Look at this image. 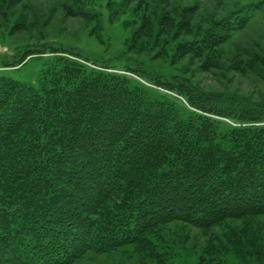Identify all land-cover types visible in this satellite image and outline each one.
Returning <instances> with one entry per match:
<instances>
[{
    "label": "trees",
    "instance_id": "16d2710c",
    "mask_svg": "<svg viewBox=\"0 0 264 264\" xmlns=\"http://www.w3.org/2000/svg\"><path fill=\"white\" fill-rule=\"evenodd\" d=\"M54 1L71 17L99 16L94 0ZM170 5L142 14L124 70L90 67L78 49L49 43L23 53L53 56L37 87L0 76V264H77L129 249L171 264L165 231L176 223L227 232L228 245H207L204 255L231 248L264 264V100L205 91L184 71L165 75L129 56L155 50L150 60L170 69L187 56L219 68L218 47L252 24L264 0L204 16L202 36L178 44L194 9ZM252 51L264 62V51ZM244 67L264 81L258 64Z\"/></svg>",
    "mask_w": 264,
    "mask_h": 264
},
{
    "label": "rangeland",
    "instance_id": "374dc122",
    "mask_svg": "<svg viewBox=\"0 0 264 264\" xmlns=\"http://www.w3.org/2000/svg\"><path fill=\"white\" fill-rule=\"evenodd\" d=\"M94 1L93 7L99 12L97 19L71 17L62 9L61 4L54 0H0V76L37 87L43 70L48 67L49 59L53 56L41 55L26 59L23 53L28 47L44 48V45L49 43L78 49L82 54L78 61L90 67H95L92 62L99 65L109 62L116 69L124 70L127 60L126 57L121 58V55L131 44L132 35L139 28V20L141 21L145 11L158 16L160 7H164L166 3H171L172 7L193 8L194 12L190 15L195 19L194 25H181L174 43L178 44L184 38L189 40L188 36L193 39L202 36L199 31L210 26L204 16L220 18L249 0H141L143 3L140 6L133 0L127 6L123 0ZM108 4H111L109 8ZM168 11L173 13L172 10ZM201 12L205 14L202 15ZM126 22L128 25L124 27L123 23ZM184 34L186 36H183ZM244 44L251 48V51L245 50ZM254 48L264 51V11L258 13L252 24L229 42L221 43L217 49V55L220 56L219 68L203 69L202 60L187 56L177 63L174 69H170L163 60H150L148 56L152 57L156 53L155 50L152 53L140 54L130 52L129 56L132 57L131 61L138 59L137 57L145 59L143 62L150 70L159 71L166 67L164 71L161 69L165 75L180 74L184 71L190 82L205 91L232 92L264 100V81L257 77L255 69L244 67L248 60L264 69V62L257 60V55L252 51ZM68 57L77 59L71 55ZM135 78L147 83L137 76ZM262 221L264 218L260 220ZM226 234L223 228H214L208 233H203L182 223L170 225L165 231V236L173 246L171 264H218L220 258L223 264H246L231 248L218 256L204 255L207 245H228ZM77 264L155 263L141 258L133 249H129L110 256L88 255Z\"/></svg>",
    "mask_w": 264,
    "mask_h": 264
}]
</instances>
